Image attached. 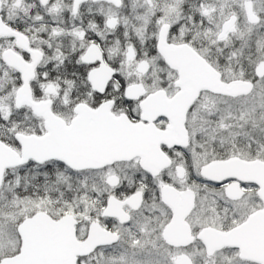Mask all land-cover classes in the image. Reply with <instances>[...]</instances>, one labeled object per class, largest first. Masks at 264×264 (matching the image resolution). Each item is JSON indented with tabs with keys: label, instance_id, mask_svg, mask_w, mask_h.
I'll return each mask as SVG.
<instances>
[{
	"label": "snow or ice",
	"instance_id": "obj_1",
	"mask_svg": "<svg viewBox=\"0 0 264 264\" xmlns=\"http://www.w3.org/2000/svg\"><path fill=\"white\" fill-rule=\"evenodd\" d=\"M0 264H264V0H0Z\"/></svg>",
	"mask_w": 264,
	"mask_h": 264
}]
</instances>
